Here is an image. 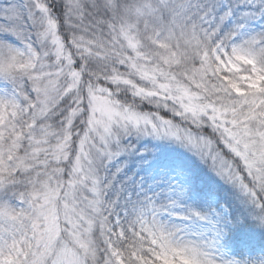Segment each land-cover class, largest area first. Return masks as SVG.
<instances>
[{
	"label": "snow or ice",
	"instance_id": "1",
	"mask_svg": "<svg viewBox=\"0 0 264 264\" xmlns=\"http://www.w3.org/2000/svg\"><path fill=\"white\" fill-rule=\"evenodd\" d=\"M0 264H264V0H0Z\"/></svg>",
	"mask_w": 264,
	"mask_h": 264
}]
</instances>
